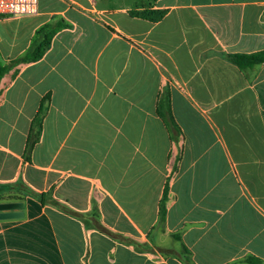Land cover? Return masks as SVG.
<instances>
[{
  "label": "crops",
  "instance_id": "obj_1",
  "mask_svg": "<svg viewBox=\"0 0 264 264\" xmlns=\"http://www.w3.org/2000/svg\"><path fill=\"white\" fill-rule=\"evenodd\" d=\"M46 23L62 26L42 56L11 66ZM260 50L264 0L0 15V202H23L0 219V264H264V62L227 57Z\"/></svg>",
  "mask_w": 264,
  "mask_h": 264
},
{
  "label": "trees",
  "instance_id": "obj_2",
  "mask_svg": "<svg viewBox=\"0 0 264 264\" xmlns=\"http://www.w3.org/2000/svg\"><path fill=\"white\" fill-rule=\"evenodd\" d=\"M143 17L149 18V19H159L163 15V11H144L140 13ZM62 24L58 25H52V23H46L40 28L37 29L35 32V38L33 39V42L30 46L29 52L24 54L23 56L19 57L16 60L11 61V66L16 64V63H24L28 61H34L42 56V54L45 52L49 45V41L51 36L54 34V32L60 28ZM228 59L235 64L238 68L243 69L246 67H253L254 65L264 62V50L252 52V53H233V54H228ZM9 66L6 64H3L0 61V79L5 71H7ZM169 107L166 106L167 113L169 112ZM39 127V124H38ZM37 139V136H31L27 140V152H29L32 144L34 141ZM23 195H30L33 198L37 199L42 205H52L56 207L57 209L61 210L62 205L61 203L57 202L52 198V193L51 191H45V192H36L34 190L25 188L22 192ZM16 199H21V197L16 196ZM166 210V189L163 193V197L160 200L159 203V219L162 221L164 218V213ZM87 223L85 222V225ZM99 228H103L104 226L100 224L98 220V224H96ZM107 231V229L105 228Z\"/></svg>",
  "mask_w": 264,
  "mask_h": 264
},
{
  "label": "built area",
  "instance_id": "obj_3",
  "mask_svg": "<svg viewBox=\"0 0 264 264\" xmlns=\"http://www.w3.org/2000/svg\"><path fill=\"white\" fill-rule=\"evenodd\" d=\"M38 0H0V15L27 16L36 14Z\"/></svg>",
  "mask_w": 264,
  "mask_h": 264
},
{
  "label": "water",
  "instance_id": "obj_4",
  "mask_svg": "<svg viewBox=\"0 0 264 264\" xmlns=\"http://www.w3.org/2000/svg\"><path fill=\"white\" fill-rule=\"evenodd\" d=\"M23 216V202L21 200L0 202V219L19 218Z\"/></svg>",
  "mask_w": 264,
  "mask_h": 264
},
{
  "label": "rangeland",
  "instance_id": "obj_5",
  "mask_svg": "<svg viewBox=\"0 0 264 264\" xmlns=\"http://www.w3.org/2000/svg\"><path fill=\"white\" fill-rule=\"evenodd\" d=\"M0 58H1V57H0ZM15 197H16V196L8 195L7 197H4V198H10V199L13 198V199H16ZM0 198H1V196H0Z\"/></svg>",
  "mask_w": 264,
  "mask_h": 264
}]
</instances>
